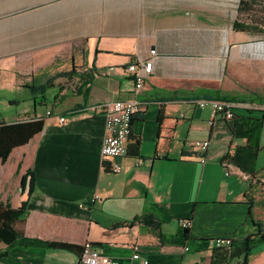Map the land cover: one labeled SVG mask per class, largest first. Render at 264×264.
I'll use <instances>...</instances> for the list:
<instances>
[{"label":"crops","instance_id":"crops-1","mask_svg":"<svg viewBox=\"0 0 264 264\" xmlns=\"http://www.w3.org/2000/svg\"><path fill=\"white\" fill-rule=\"evenodd\" d=\"M240 1L0 0V86L16 107L1 120L44 122L0 161V201L28 212L18 230L80 250L89 243L119 264H209L212 240L258 232L264 36L234 30ZM151 57L136 94L126 69ZM71 70L73 79L58 76ZM135 97L145 104L131 129L140 157L117 159L115 174L101 155V107ZM200 100L230 103L235 117L212 120ZM193 141H209L207 152ZM143 215L160 226L132 224ZM2 252L0 264H82L81 251L0 243ZM248 264H264V245Z\"/></svg>","mask_w":264,"mask_h":264},{"label":"trees","instance_id":"trees-1","mask_svg":"<svg viewBox=\"0 0 264 264\" xmlns=\"http://www.w3.org/2000/svg\"><path fill=\"white\" fill-rule=\"evenodd\" d=\"M238 16L234 22V30L237 32H248L252 34L264 36V2L260 0H242L238 10ZM73 79L76 76L75 70L64 72L58 75ZM49 86L40 87L38 89L46 90ZM44 122L42 119L21 120L15 123H6L0 120V161L6 163L14 149L26 145L35 135L41 132ZM129 137L128 155L140 157V141L132 140ZM127 155V156H128ZM26 210L14 209L9 203L0 201V243L7 246L8 249L14 246H40L46 248H61L68 251H76L82 253L83 248L57 243L45 242L40 239L27 238L24 233L18 230L17 225L25 221L27 217ZM251 216V215H250ZM258 232L255 235L248 236L243 239H233L231 244L215 246L211 250L209 264H248L251 253L259 245H264V224L255 220L252 216ZM157 228L160 223L150 215H143L136 221ZM5 253H0V258Z\"/></svg>","mask_w":264,"mask_h":264},{"label":"built area","instance_id":"built-area-1","mask_svg":"<svg viewBox=\"0 0 264 264\" xmlns=\"http://www.w3.org/2000/svg\"><path fill=\"white\" fill-rule=\"evenodd\" d=\"M155 50H151V54L154 55ZM153 58H148L147 60L140 62L131 63L126 69L135 83L136 94L142 90L146 79L149 78L152 72ZM198 105L201 109L206 107L210 108V117L212 120L222 119L231 120L235 117V113L232 110V105L227 102L218 100H200ZM145 108V104L140 102L137 97L127 100V101H115L111 103H106L101 109L105 116V129L106 136L101 147V155L103 160H109L112 162L110 171L117 174L121 171V165L116 162L117 159L126 157L129 152V137L132 129V120L135 115L142 112ZM61 118V121H64ZM209 141H193L188 144V147L196 152H201L205 154L209 148ZM206 161L205 157H202V162ZM226 169V175L230 174L227 170L232 168V164L228 162L223 163ZM228 167V168H227ZM180 225L184 229H188L190 225L189 220H181ZM231 238H217L212 240L211 243L215 246L229 245L231 244ZM82 264H119V262L113 259H106L102 256L100 250L95 249L91 244L87 243L80 255ZM133 259L139 260L140 255L134 254ZM143 264H148V261H144Z\"/></svg>","mask_w":264,"mask_h":264},{"label":"rangeland","instance_id":"rangeland-1","mask_svg":"<svg viewBox=\"0 0 264 264\" xmlns=\"http://www.w3.org/2000/svg\"><path fill=\"white\" fill-rule=\"evenodd\" d=\"M7 101H8V94L0 86V120L11 113L13 115V112L16 109V107L13 106L12 108H10L9 103Z\"/></svg>","mask_w":264,"mask_h":264}]
</instances>
